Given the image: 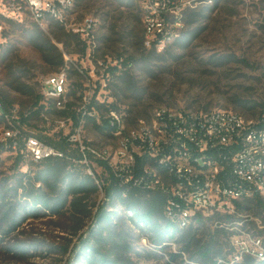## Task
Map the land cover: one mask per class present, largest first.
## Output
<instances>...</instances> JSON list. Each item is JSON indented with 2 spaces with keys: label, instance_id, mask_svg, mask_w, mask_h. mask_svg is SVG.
Returning a JSON list of instances; mask_svg holds the SVG:
<instances>
[{
  "label": "rangeland",
  "instance_id": "374dc122",
  "mask_svg": "<svg viewBox=\"0 0 264 264\" xmlns=\"http://www.w3.org/2000/svg\"><path fill=\"white\" fill-rule=\"evenodd\" d=\"M189 1L179 36L165 50H155L153 55H150L153 49L146 50L143 45L142 0H76L74 17L77 20L88 14L98 18L96 46L91 57L86 55L87 48L83 52L82 44L76 40L66 47L64 42L70 39L65 36L60 39L55 24L49 23L46 31L38 25L63 51L74 100L71 110L78 107V93L83 91L85 75L92 68L100 75V62H114L122 55L128 58L133 55V68L117 74L102 93L107 102L126 112L130 123L150 117L154 108L162 104L193 110H234L254 119L262 116L264 0ZM36 24L31 18L18 24L0 21V95L8 98V105L18 104L24 111L34 109L40 92V76L61 68L47 63L30 40ZM50 112L59 114L53 109ZM2 131L0 124V136ZM102 133V139L97 130H90L88 135L96 141L99 139L101 144L103 139L110 138L108 132ZM15 160L16 155L0 145V180L14 172ZM76 164L80 169H87L83 164ZM30 167L23 164L21 170L26 172ZM93 171L98 190L89 198L91 216L85 219L79 233H69L74 223L68 214L51 216L41 212L38 217H28L17 228L15 238L7 237L4 245H0V264H71L75 258L73 247L96 226L100 206L112 213L111 230L115 234H111L109 246L127 264H212L211 259L203 260L199 256L196 246L210 238L222 249L223 256L217 264L264 261V192L258 199L242 200L243 208L230 213L234 216L232 221L210 213L189 228L176 225V232L167 233L163 243L157 245L151 223L139 220L117 200L111 203L107 195L114 180L111 172L97 166ZM151 196H142L143 202H148ZM167 220L163 205L162 214L156 213L153 222L164 228ZM114 238L122 247L114 243ZM257 239L261 240L258 245ZM12 241L26 242L30 245L29 252L25 255L8 252L5 247ZM33 242L36 245L32 246ZM68 243L66 253L50 250L52 246L63 247ZM245 254L250 257L245 258Z\"/></svg>",
  "mask_w": 264,
  "mask_h": 264
},
{
  "label": "built area",
  "instance_id": "2783aa9c",
  "mask_svg": "<svg viewBox=\"0 0 264 264\" xmlns=\"http://www.w3.org/2000/svg\"><path fill=\"white\" fill-rule=\"evenodd\" d=\"M188 4L189 0H142L146 50L162 52L179 36ZM75 8L76 0H0L1 16L17 23L31 18L44 31L54 20L88 43L86 55L91 57L98 18L88 14L77 20ZM122 61L100 62V75L95 68L85 75L75 110L65 66L40 76L39 106L44 108L37 115L33 112L38 106L24 111L18 104L5 106L0 96L1 147L21 155L27 167L64 158L83 164L94 176L93 167L99 165L120 187L165 196L167 222L183 229L197 221L198 213H231L236 201L264 192V118L162 104L150 117L130 123L126 112L102 98L123 70ZM113 66L117 70H111ZM133 66L131 61L126 68ZM90 130H97L99 139L100 132H108L110 138L98 144L99 139L89 137Z\"/></svg>",
  "mask_w": 264,
  "mask_h": 264
},
{
  "label": "trees",
  "instance_id": "16d2710c",
  "mask_svg": "<svg viewBox=\"0 0 264 264\" xmlns=\"http://www.w3.org/2000/svg\"><path fill=\"white\" fill-rule=\"evenodd\" d=\"M142 12V10H141ZM0 21L12 22L11 19L0 15ZM55 24L59 30L60 39L63 36L70 39L64 42L68 47L72 40H76L78 44H82V51L85 52L87 44L75 33L71 31H64L65 27L54 20L48 22ZM18 24V23H17ZM47 24V25H48ZM33 45L39 49L43 55V59L52 65L64 67L65 59L63 51L53 44L45 35L44 31L40 29L38 24L36 28L31 30L29 35ZM144 40V39H143ZM62 41V40H61ZM151 54L155 50H150ZM123 59L122 71H128L132 68H126L129 62L135 60L132 55L129 58L123 55L117 59ZM111 70H117V66H113ZM5 106H8V98L0 95ZM40 96L36 97L34 106L38 109L33 112L37 115L43 105L39 106ZM116 106V105H114ZM259 118H264V114ZM24 160L21 155L16 156L14 163V172L11 175L1 178L0 180V245H4V239L9 237L14 239L16 230L19 228L28 217H38L41 212L51 216H60L68 214L73 219V226L69 229V233L76 235L84 227L85 219L91 216L92 210L89 208L88 201L91 194L98 190L95 179L92 175L86 173L85 169H80L78 164L70 162L64 158H48L43 162L34 165L30 164L29 171L23 172L21 167ZM29 165V166H30ZM81 166V165H80ZM33 167H36L34 170ZM41 183V186H37ZM47 190H45V188ZM20 190L22 192H20ZM126 192V196L124 193ZM152 195L148 202H143L142 196ZM111 203L116 200L120 202L133 215H136L139 220L151 223L156 231V238L154 239L157 245H161L164 241V236L168 233L173 235L176 232V227L170 223H166L164 228L155 222L153 217L156 213L162 214L163 205L166 197L158 193H148L135 188L126 189L113 180L111 187L107 192ZM258 199L255 196L251 199ZM249 200V199H246ZM262 204V201H258ZM237 209L243 208L242 201H236ZM224 221H232L234 216L230 213H216ZM97 224L89 230L86 238H80L79 243L73 247L75 251V258L71 264H127V262L118 255L119 252L111 250L109 241L111 239L113 218L112 213L104 206H100L97 212ZM204 217L202 214H197V220L202 221ZM117 236V234H116ZM14 237V238H13ZM122 238V236H119ZM123 239V238H122ZM114 238V243L118 247H122ZM198 243L197 252L199 256L205 259H211L212 264H217L218 259L223 256L221 246L214 239L210 238L204 243ZM36 242L32 243V246ZM28 245L23 241H12L5 248L8 252H13L16 255H25L29 252ZM49 246V245H48ZM125 246V245H124ZM117 247V246H116ZM56 252L66 253L69 250V243L63 247H50V250ZM217 256V259L211 258ZM243 256V255H242ZM245 258L250 255L245 254ZM221 264V263H220ZM249 264V263H247ZM260 264H264L262 261Z\"/></svg>",
  "mask_w": 264,
  "mask_h": 264
},
{
  "label": "crops",
  "instance_id": "0c3cea01",
  "mask_svg": "<svg viewBox=\"0 0 264 264\" xmlns=\"http://www.w3.org/2000/svg\"><path fill=\"white\" fill-rule=\"evenodd\" d=\"M95 166H97L98 168H101V169H102V167H101V166H99V165H95Z\"/></svg>",
  "mask_w": 264,
  "mask_h": 264
}]
</instances>
